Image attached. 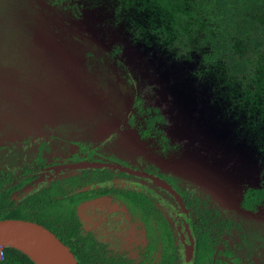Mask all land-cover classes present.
Masks as SVG:
<instances>
[{
	"label": "rangeland",
	"instance_id": "rangeland-1",
	"mask_svg": "<svg viewBox=\"0 0 264 264\" xmlns=\"http://www.w3.org/2000/svg\"><path fill=\"white\" fill-rule=\"evenodd\" d=\"M120 43L112 30L72 3L0 0V171L17 179L27 167L43 180L47 174L39 173L37 165L42 148L47 163L68 161L80 150L156 167L191 200L208 203L241 227L224 235L217 247L223 259L264 264V207L257 213L241 208L245 190L261 187L264 180L256 156L213 141L175 93V77L169 79L176 87L169 84L171 90L164 92L137 50L126 44L115 55ZM137 95L143 107L160 110L166 120L163 133L179 149L162 154L164 145L157 138H140V123H129L132 115L141 120L134 107ZM74 143L85 145V151L74 149ZM173 216L165 215L172 227ZM181 226L188 240L184 220Z\"/></svg>",
	"mask_w": 264,
	"mask_h": 264
},
{
	"label": "trees",
	"instance_id": "trees-1",
	"mask_svg": "<svg viewBox=\"0 0 264 264\" xmlns=\"http://www.w3.org/2000/svg\"><path fill=\"white\" fill-rule=\"evenodd\" d=\"M64 2L72 3L80 13L121 38L115 55L126 44L142 54L150 62L155 85L164 92L171 90L168 86L174 83L169 78L174 76L175 93L183 96L199 127L218 145L253 153L263 176L264 0H55L56 5ZM141 98H134L141 120L133 115L130 123L134 127L140 123L137 132L142 138L152 135L163 149L174 148L161 128L166 120L160 110L144 108ZM38 160L44 165L41 154ZM31 173L24 169L18 180L0 171V220L22 219L45 226L70 248L79 264L123 263L98 258L96 242L82 228L76 208L92 195L88 185L67 190L64 181L46 185L43 180L35 181ZM113 175L105 168L91 176L92 180L108 182ZM108 191L118 192L114 186L102 192ZM178 191L186 199L182 218L189 230L191 250H184L185 243L177 239L161 215V236L157 238L151 226L148 228L151 250L161 248L157 264H231L222 259L217 247L224 235L241 227L223 219L208 203L188 200L182 190ZM127 198L130 205L138 204L141 212L160 216L141 191H129ZM263 206L264 180L261 187L246 189L241 200L245 211L257 212ZM4 253L0 264H35L14 248L6 247Z\"/></svg>",
	"mask_w": 264,
	"mask_h": 264
},
{
	"label": "flooded vegetation",
	"instance_id": "flooded-vegetation-1",
	"mask_svg": "<svg viewBox=\"0 0 264 264\" xmlns=\"http://www.w3.org/2000/svg\"><path fill=\"white\" fill-rule=\"evenodd\" d=\"M130 125L132 126L131 123ZM140 138H150L155 140L152 135H148L145 138L140 136ZM173 146L175 150L180 148L178 145ZM72 147H74V149H77L78 147V149L80 148L85 151V145L83 144L79 145L74 143ZM166 149L162 148V152L160 153L163 154ZM43 152L44 149L42 148L38 154V158L40 154L42 155V160L45 156L43 155ZM81 153L83 154L82 156L80 155ZM64 160L65 161L50 160L48 163L43 160L44 165H41L38 160L37 165L39 167V173L47 174V177L43 179L46 185L60 180L64 181L65 185L67 184V190H74L80 186L88 185L89 187H87V189L93 191L92 195L83 199L78 204L76 209L78 218L85 233L91 236V238L96 242L95 248L97 249L96 255L98 258L101 257L106 260L113 259L114 261L116 260L121 263L123 262L122 264L160 263L161 248L153 247V250H151L150 245L152 236L148 234V228L151 226V233L155 234L157 238L158 236H161L162 216L165 217L166 214L167 216L174 214V216L171 217V221H173L174 224L173 227L166 217L165 219L173 228L174 233L176 232L179 235L178 240H180L182 243H185L186 248L184 250H186V252H190L191 242L189 243L188 240L184 239L181 234V222L183 220L182 214L186 213V199H184L183 195H181V193L178 191L180 188L176 185V180L174 178L166 176V174L160 172L156 167L150 168L145 165L143 166L139 162H136L137 165L134 166L127 162L123 163V161L116 158H112L110 160L103 159L100 156L95 155L94 151L84 154L80 150H76V154L74 156L70 157L68 161H66V159ZM81 163L116 165L126 168L131 172L113 169L110 167L71 168L72 165H78ZM105 168L112 170L114 173L111 181L105 182L102 180H92L93 176L91 175L95 170H100L103 172ZM147 168H149L151 171H146ZM24 169H27V167ZM29 171L32 172L31 170ZM33 173L34 172L31 174L33 175ZM34 176L35 175H33V177ZM21 177L22 173L18 180ZM150 177L161 180L162 184L155 183L152 179H150ZM67 179H69V181H66ZM132 179H136L133 180V184ZM34 180L38 181L35 178ZM48 181L51 182L49 183ZM168 185L171 187V189L168 188ZM112 186L118 190L117 193H112L111 191L106 193L102 192L111 189ZM158 189H162L163 191H159ZM129 191H141L142 194L153 203V207L159 211L160 216L157 215L155 217L154 212H152V215H150L148 211L146 212L143 210L144 212H141L138 204H135L134 206L130 205V202L127 198V193ZM174 191L177 193L179 198L175 197L173 194ZM162 192L168 194L174 204H171V201H167L168 199L162 194ZM184 193L188 196V200H191L189 194L186 192ZM209 208L213 209L211 206H209ZM261 208L262 207H260L259 210ZM153 226L155 230H153ZM185 230L189 239V230L187 227H185ZM222 240H224V236L222 237ZM221 241L220 244L224 242ZM227 255L230 254L227 253ZM221 256L223 259L224 255Z\"/></svg>",
	"mask_w": 264,
	"mask_h": 264
},
{
	"label": "water",
	"instance_id": "water-1",
	"mask_svg": "<svg viewBox=\"0 0 264 264\" xmlns=\"http://www.w3.org/2000/svg\"><path fill=\"white\" fill-rule=\"evenodd\" d=\"M86 167H110L131 172L123 167L101 163H81L71 166L74 169ZM150 179L155 183L162 184V181L157 178L150 177ZM168 188L171 189L169 185ZM173 194L176 198H179L175 191ZM0 247L19 250L35 264H79L74 253L67 245L48 228L33 221L22 219L0 220Z\"/></svg>",
	"mask_w": 264,
	"mask_h": 264
},
{
	"label": "built area",
	"instance_id": "built-area-1",
	"mask_svg": "<svg viewBox=\"0 0 264 264\" xmlns=\"http://www.w3.org/2000/svg\"><path fill=\"white\" fill-rule=\"evenodd\" d=\"M4 257H5L4 247H0V260H3Z\"/></svg>",
	"mask_w": 264,
	"mask_h": 264
}]
</instances>
